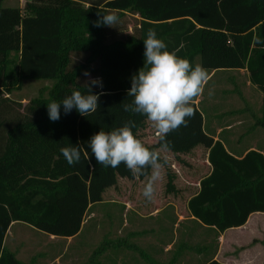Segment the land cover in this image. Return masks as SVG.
Listing matches in <instances>:
<instances>
[{
	"label": "trees",
	"instance_id": "trees-1",
	"mask_svg": "<svg viewBox=\"0 0 264 264\" xmlns=\"http://www.w3.org/2000/svg\"><path fill=\"white\" fill-rule=\"evenodd\" d=\"M1 3L0 91H10L25 78L53 83L47 96L32 97L23 105L0 142V264H29L4 244L12 221L73 235L90 203L102 200L107 187L116 185L119 176L135 178L123 163L115 169L97 164L86 147L92 135L132 120L133 131H139L147 146H162L158 136L153 142L142 137L146 117L122 106L133 99L127 90L144 65L143 40L149 28L156 29L168 50L179 49L178 55L193 65L199 56L209 71L246 67L250 81L262 91L257 123L264 127V0H30L22 8ZM112 11L119 16L116 27L95 26L101 13ZM129 17L135 20L131 30ZM96 78L103 87L93 92L107 94L95 113L86 117L74 108L65 114L61 106L60 119H49L48 103L62 101L73 90L86 92L81 86ZM194 107L196 115L187 127L167 136L174 153L196 145L208 148L211 170L200 179L188 207L220 230L240 225L250 212L264 211V155L250 149L235 156L204 130L202 110ZM71 143L84 145L74 165L60 152ZM166 188H175L169 173ZM101 250L97 246L93 252ZM204 264L227 263L210 259Z\"/></svg>",
	"mask_w": 264,
	"mask_h": 264
},
{
	"label": "crops",
	"instance_id": "crops-1",
	"mask_svg": "<svg viewBox=\"0 0 264 264\" xmlns=\"http://www.w3.org/2000/svg\"><path fill=\"white\" fill-rule=\"evenodd\" d=\"M218 70L240 72L256 88L250 81L246 67L218 68L210 70L209 73L211 75ZM229 77L234 78L231 74ZM201 97L196 104L202 110L203 127L208 134L215 140H220L235 156H242L250 149L258 150L264 155V127L257 123L261 114L245 115L233 110L210 113L200 106ZM246 116L253 120L241 130L238 124L245 121ZM147 123L150 128L151 123ZM246 133L249 134L246 136L249 141L245 143ZM147 134L150 142L155 141L157 135L154 128H150ZM161 157L167 159L168 168L165 165L159 181L165 180L166 185L169 173L173 175L174 184L175 180L181 183L172 190L157 187L154 199L148 201L147 210L140 207L145 201H139L138 197L143 196L139 190L125 192L121 200L102 199L119 203L117 207L120 221L116 240L106 239L101 245V254L104 255L101 264H145V258L149 264H204L210 259L227 264H264V211H252L244 223L224 230L202 222L190 212L188 200L198 190L200 179L211 170L208 148L196 145L190 151L182 153L162 149ZM93 203H90L89 208ZM17 222L22 221H12L7 232ZM22 223L41 239L35 253L27 254V258L19 257L29 264H74L79 251L88 248L79 238L84 219L78 232L68 236L44 234L32 225ZM12 251L17 254L16 250ZM110 253L115 255L110 256ZM94 261L96 260L90 259V262Z\"/></svg>",
	"mask_w": 264,
	"mask_h": 264
},
{
	"label": "clouds",
	"instance_id": "clouds-1",
	"mask_svg": "<svg viewBox=\"0 0 264 264\" xmlns=\"http://www.w3.org/2000/svg\"><path fill=\"white\" fill-rule=\"evenodd\" d=\"M118 23L119 16L112 11L101 13L95 26L116 27ZM143 41L144 65L130 78L131 88L127 90V96L133 99L130 103H122V106L126 112L146 117L163 142L161 148L147 146L140 138L139 131H133L136 123L132 120L111 131L101 129L91 136L86 147L91 150L97 164L115 169L123 163L133 177L143 176L146 181L143 196L151 202L162 170L167 164V159L161 157L162 149L170 150L171 142L167 136L181 126L187 127L189 120L195 117L194 106L205 91L210 73L201 64L193 65L189 59L179 56V49L168 50L165 41L158 38L155 28L148 29L147 38ZM84 75L90 76V73L85 71ZM96 86L103 87L101 79L86 81L81 86L86 92L73 90L62 101L53 100L48 103L49 119L53 122L60 119L61 106L65 114L74 108L86 117L95 113L100 97L107 94L93 92ZM211 95L213 92L210 90ZM83 149V144L71 143L62 147L60 152L69 165H74L81 160Z\"/></svg>",
	"mask_w": 264,
	"mask_h": 264
},
{
	"label": "rangeland",
	"instance_id": "rangeland-1",
	"mask_svg": "<svg viewBox=\"0 0 264 264\" xmlns=\"http://www.w3.org/2000/svg\"><path fill=\"white\" fill-rule=\"evenodd\" d=\"M27 1L30 0H2L1 4L3 6H18L22 8ZM128 22V29L131 30L135 20L129 17ZM195 63L200 64L199 56H196ZM229 74L233 75L234 78H230ZM52 83V79L25 78L22 79L19 86L13 87L10 91H0V121L2 122L0 126V142L3 140L5 131L14 120V117L19 115L22 111L23 105L32 97L47 96ZM210 90L213 92L211 96H209ZM261 102L262 91L257 86L256 88L251 86L247 82L246 75L240 72L218 70L210 75V80L201 97L200 106L210 111V113L219 110H233L248 115V113L261 114ZM251 120L253 119L250 116H246L245 121L239 123L238 127L242 130ZM148 125L149 123H146V125L141 128L140 132L144 140L150 142L147 131L153 127L151 125L149 128ZM248 135L249 134L246 133L244 137H248ZM247 137L244 139L245 143L249 141ZM145 183V178L142 180H133L119 176L116 185L107 187L103 192V198H116L121 200L123 197L122 195L131 190H135V192L139 190L143 194ZM179 183L181 182L175 180L176 186H178ZM157 187L162 190L165 189V180L159 181ZM138 199L139 201H145V204L140 207L144 211L147 210L148 200L143 196H139ZM117 204L119 203L102 200L96 201L95 204H91L86 212L84 227L79 235V238L87 244L86 246L88 248L86 250L83 248L79 251L80 253L77 254L78 258L74 264H97V261L98 264H101V259L104 260V255L101 254L102 252L95 254L93 250H95L97 246H101L106 239L115 241L116 236L119 235L118 222L120 221V212ZM28 228L29 227L24 223L17 222L13 224L7 232L5 246L11 250H16L18 254H16V256L18 258H27V254L35 253L39 248L38 244L41 239L37 235H34L35 233L32 231H29ZM36 230L44 234H49L39 229ZM121 234H123V232ZM110 248L112 249V247ZM113 255H115V253H110V256ZM142 256L144 257V255ZM90 259L96 261L90 262ZM145 264H149L147 258H145Z\"/></svg>",
	"mask_w": 264,
	"mask_h": 264
}]
</instances>
